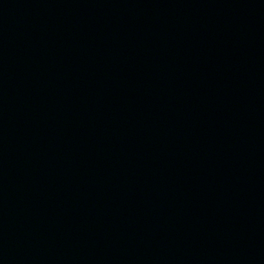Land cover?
<instances>
[{
  "label": "water",
  "instance_id": "1",
  "mask_svg": "<svg viewBox=\"0 0 264 264\" xmlns=\"http://www.w3.org/2000/svg\"><path fill=\"white\" fill-rule=\"evenodd\" d=\"M0 264H264V0H0Z\"/></svg>",
  "mask_w": 264,
  "mask_h": 264
}]
</instances>
